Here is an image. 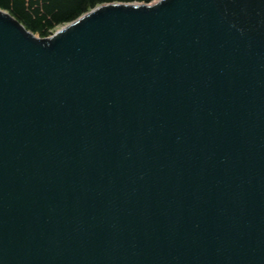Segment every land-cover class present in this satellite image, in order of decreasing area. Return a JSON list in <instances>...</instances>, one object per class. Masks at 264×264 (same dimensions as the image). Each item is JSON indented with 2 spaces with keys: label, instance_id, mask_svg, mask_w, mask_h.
I'll list each match as a JSON object with an SVG mask.
<instances>
[{
  "label": "water",
  "instance_id": "obj_1",
  "mask_svg": "<svg viewBox=\"0 0 264 264\" xmlns=\"http://www.w3.org/2000/svg\"><path fill=\"white\" fill-rule=\"evenodd\" d=\"M0 264H264V0L0 8Z\"/></svg>",
  "mask_w": 264,
  "mask_h": 264
},
{
  "label": "trees",
  "instance_id": "obj_2",
  "mask_svg": "<svg viewBox=\"0 0 264 264\" xmlns=\"http://www.w3.org/2000/svg\"><path fill=\"white\" fill-rule=\"evenodd\" d=\"M114 1L153 0H0V8L10 11L33 32L47 36L57 26L75 19L90 8Z\"/></svg>",
  "mask_w": 264,
  "mask_h": 264
},
{
  "label": "rangeland",
  "instance_id": "obj_3",
  "mask_svg": "<svg viewBox=\"0 0 264 264\" xmlns=\"http://www.w3.org/2000/svg\"><path fill=\"white\" fill-rule=\"evenodd\" d=\"M61 25H63V24H61ZM61 25L57 26V27L54 28L52 31H54L55 29H57V28L60 27ZM37 34L41 35L40 33H37ZM41 36H42V35H41Z\"/></svg>",
  "mask_w": 264,
  "mask_h": 264
}]
</instances>
